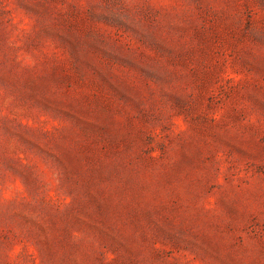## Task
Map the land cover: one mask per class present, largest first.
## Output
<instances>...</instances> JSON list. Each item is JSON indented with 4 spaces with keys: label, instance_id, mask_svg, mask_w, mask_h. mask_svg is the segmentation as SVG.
Returning a JSON list of instances; mask_svg holds the SVG:
<instances>
[{
    "label": "rangeland",
    "instance_id": "obj_1",
    "mask_svg": "<svg viewBox=\"0 0 264 264\" xmlns=\"http://www.w3.org/2000/svg\"><path fill=\"white\" fill-rule=\"evenodd\" d=\"M0 264H264V0H0Z\"/></svg>",
    "mask_w": 264,
    "mask_h": 264
}]
</instances>
